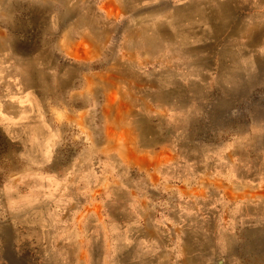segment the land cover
Here are the masks:
<instances>
[{
    "label": "clouds",
    "instance_id": "9594fccd",
    "mask_svg": "<svg viewBox=\"0 0 264 264\" xmlns=\"http://www.w3.org/2000/svg\"><path fill=\"white\" fill-rule=\"evenodd\" d=\"M102 4L119 11L108 15ZM212 40L219 47L216 66L208 68L198 46ZM85 43L95 59L72 55ZM261 65L264 0H0V264H264V198L248 200L231 228L218 224L214 203L187 205L196 209L187 214L172 200L175 236L159 228L153 235L151 218L130 220L119 191L139 180L120 152L108 148L106 112L109 119L116 113L104 109L103 87L94 97L80 91L85 74L106 71V86L125 83L132 91L124 115L133 118L139 145L173 144L198 164L201 150L180 147L184 123L149 115L144 101L160 103V94L185 86L199 109L201 95L217 86L264 88ZM230 115L238 117L239 109ZM144 116L171 125V136L166 126H154L149 136L167 138L145 145ZM244 162L243 172H251ZM101 180L117 192L106 200L111 218L76 220L71 210L92 200ZM164 194L172 196L157 190ZM249 227L255 239L245 235Z\"/></svg>",
    "mask_w": 264,
    "mask_h": 264
},
{
    "label": "rangeland",
    "instance_id": "374dc122",
    "mask_svg": "<svg viewBox=\"0 0 264 264\" xmlns=\"http://www.w3.org/2000/svg\"><path fill=\"white\" fill-rule=\"evenodd\" d=\"M111 12L118 13V9L113 6H104ZM219 47V40H212L204 45L198 46V51L207 53L204 64L208 68L216 66V53ZM92 46L85 43L83 50L72 53L76 59H95V53L91 50ZM262 75H264V65H261ZM106 73V71L104 72ZM189 76L191 73H188ZM188 75H186L187 77ZM95 77V78H94ZM94 82H102L100 75H92ZM98 78V79H96ZM85 82V76H84ZM84 85V83H83ZM83 85L81 89L83 88ZM101 87V86H99ZM199 90V86H194ZM80 89V90H81ZM128 85L125 83H115L107 92H104L110 101L104 105L106 110H114L125 120L116 121L112 118L105 120L106 128L110 129L109 136L118 143L126 142L130 134H136L134 131L133 118L125 116L129 106H116L119 103L126 104V100L131 99L132 92L127 91ZM161 95V94H160ZM89 97H94L90 94ZM173 105L158 107V114L171 117L169 124L179 125L184 123L189 153L197 149L202 151V159L198 164L193 163L182 152L176 153V161L171 162L168 159L171 156L163 154L158 156H146L132 153L131 155L121 152L124 148H115L124 157L125 161L132 165L137 172L136 179L139 183L128 184L126 189H121L119 195L121 199L127 200L128 211L133 212L137 205L144 204L148 210L159 212L162 230L171 231L175 236L176 231L170 230V224L165 219V213L172 207V200H178L177 196L183 194L192 197V205L201 206L214 203L218 224L223 228H231L233 218L246 205L248 200H259L264 198V174H256L261 168H264V88L258 87L255 83L243 82L239 87L232 90L217 86L211 90L205 91L199 100V109H196L194 93L192 89L181 86L174 91V96H169L164 101H171ZM134 102V101H133ZM108 103L110 106H108ZM233 108L240 111L238 117L230 115ZM196 109L199 114H196ZM150 114V108L144 109ZM193 111V112H192ZM107 114V112H106ZM63 114H61L62 116ZM162 127H169L172 134V126L160 123ZM141 124L139 123V129ZM108 148L111 149L110 144ZM186 147V146H184ZM133 150V149H129ZM237 154L239 155H236ZM252 166L251 172H243V168ZM149 163V164H148ZM153 163L152 167H149ZM174 163V164H172ZM148 165V166H147ZM147 166V167H145ZM149 167V168H148ZM99 169H97V173ZM147 176L148 179L141 180V176ZM214 175L217 178L215 185L208 186L205 180L214 182ZM88 183L94 184L93 177H88ZM151 184L152 187H147ZM253 185L254 187H251ZM168 190L172 193L171 198L167 195H157V190ZM133 194L132 197L129 196ZM117 192L114 187L105 180H101V186L94 189V198L88 202H83L80 209L73 208L71 212H76V220L88 219L95 223L96 218L107 222L111 218V209L106 203L107 197L115 196ZM104 197L105 199H101ZM191 199V198H190ZM151 201V202H150ZM158 201H167L168 203L161 207ZM187 201V200H186ZM177 204V202H176ZM180 205V204H179ZM192 210L195 208L192 207ZM191 210V211H192ZM203 211V207H201ZM71 212L63 217L65 220L71 219ZM94 213V215H88ZM193 213V211H192ZM111 227L118 228L119 223L113 222ZM245 235L251 240L255 239V229L252 227L245 229ZM191 239L192 237L189 236ZM259 243V241H257Z\"/></svg>",
    "mask_w": 264,
    "mask_h": 264
},
{
    "label": "crops",
    "instance_id": "0c3cea01",
    "mask_svg": "<svg viewBox=\"0 0 264 264\" xmlns=\"http://www.w3.org/2000/svg\"><path fill=\"white\" fill-rule=\"evenodd\" d=\"M104 6H107V5H104ZM101 8L106 13H108V15L116 14V12H111V11H108L107 9H104L102 5H101ZM75 52H78V51H74L73 53H75ZM92 75H100V77L102 79V82H97V83L94 82L93 79L91 78ZM186 75L189 76L188 73H185V76ZM107 77H108V73L107 72L106 73L102 72V73L85 74V82H84L83 88L80 90L81 94L90 96V94H93L95 88L99 87V86H101V87H103L105 89L104 92H107L109 89H111V87L106 86L105 83H104L105 79ZM179 87H181V86H179ZM127 91L132 92L130 89H128ZM174 91L175 90H173L171 92L162 93L161 95H159L157 97L159 102L161 104H164V105H161L160 103H152L151 100H145L144 103L147 105V107L150 108V114L149 115H156V116L164 117L169 123V119L171 117L168 114L166 116H162V115L158 114V107L159 106L166 107V106L173 105L172 102H175L176 99L172 100L171 103H170V101H164V99L168 98L169 96L173 97L174 96ZM131 99H132V97H131ZM108 100L110 101V99L106 96L104 105L107 106L106 102ZM132 103H133V101H130V99H129V100H126V104L119 103L116 106H119V105L120 106H130ZM110 105L108 103V106H110ZM106 116H107V114H106ZM125 118L126 117H124V116L121 117L120 115L116 114V117H113L112 119L116 120V121H120V120L123 121V120H125ZM107 120L109 121L110 119L107 117ZM131 121H133V120H131ZM161 122H163L162 119L153 118L151 116L141 117L140 122H139L141 124V127H140V139L145 145L151 146V145L156 144V143H161V142L164 141V139L167 138V137H163L162 138V137H157V136H149V134L154 131V126H160ZM170 129H168V132H171ZM168 136H171V134L168 133ZM109 144H110L111 148H118V147L124 148L125 151L122 150L121 152L126 153V154H130L132 152V153H137L139 155H146V156H158V155H161V154H163L165 156H169V157L171 156V158L168 159L171 162L176 161V158L174 157L175 154L181 152V151H178L177 148L173 144L160 145V146H157L154 149L143 148V147H141L139 145V137H138L137 134H130L129 137L126 138V142L121 141V144L116 142V140L114 141L112 139V137L109 136ZM185 144L189 145V141H187V136H185V139L181 142L180 147L185 152H188L189 149L187 148V145H185ZM184 146H186V147H184ZM130 148L133 149V150H129ZM172 164H174V163H172ZM147 166H145V167H147ZM152 166H153V163L149 167H152ZM214 179H215L214 182H213V180H211V181L205 180V184L208 185V186L215 185L216 182H217V178L215 177V175H214ZM132 195L133 194H130L129 196L132 197ZM181 197H183L184 199L181 200ZM187 197H190L191 199L190 198L186 199L185 196H183V194H181L180 196H177L178 200L176 202H177V204H180L181 210H183L187 214H191L192 211L195 212V210H192V207H189L187 205H192V203H191L192 197H195V195H187ZM172 206H174V205H172ZM128 215H129L130 220L134 219L135 221H140V220H148L149 218H151L152 221H155L156 225L153 228V235H155L157 228H159L161 230L164 228V227L161 226L162 222L160 221L159 212H155L154 213V211H150V209L148 210V207L145 206L144 204L137 205L135 207V209L133 210V212L128 211ZM165 215L166 216H165L164 220L168 221L170 224H173V222H178L177 217L175 215H173L170 211H167L165 213ZM118 218L123 219V216L121 215ZM119 228H120V223H119V227L118 228L112 227V230L115 232ZM169 228H170V230H175L177 232V229H174L173 225L169 226ZM189 239L191 240L190 237H189Z\"/></svg>",
    "mask_w": 264,
    "mask_h": 264
}]
</instances>
